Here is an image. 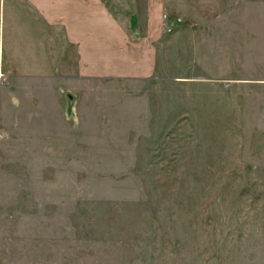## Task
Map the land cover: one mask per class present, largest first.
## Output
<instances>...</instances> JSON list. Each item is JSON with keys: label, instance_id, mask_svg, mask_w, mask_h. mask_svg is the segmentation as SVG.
I'll return each mask as SVG.
<instances>
[{"label": "rangeland", "instance_id": "374dc122", "mask_svg": "<svg viewBox=\"0 0 264 264\" xmlns=\"http://www.w3.org/2000/svg\"><path fill=\"white\" fill-rule=\"evenodd\" d=\"M78 4L100 46L56 148L6 151L0 264H264V0Z\"/></svg>", "mask_w": 264, "mask_h": 264}, {"label": "crops", "instance_id": "0c3cea01", "mask_svg": "<svg viewBox=\"0 0 264 264\" xmlns=\"http://www.w3.org/2000/svg\"><path fill=\"white\" fill-rule=\"evenodd\" d=\"M78 1L62 0L65 10L58 14V0H0V59L5 73L0 80V165L7 150L56 148L58 119L66 122L58 94L68 91L66 82L73 78V46L79 47L81 59L83 55L87 59L90 46H100L90 42L88 16L79 15ZM63 69L70 71L69 76L58 75Z\"/></svg>", "mask_w": 264, "mask_h": 264}, {"label": "built area", "instance_id": "2783aa9c", "mask_svg": "<svg viewBox=\"0 0 264 264\" xmlns=\"http://www.w3.org/2000/svg\"><path fill=\"white\" fill-rule=\"evenodd\" d=\"M4 78H5V73L2 67V60L0 59V80H3Z\"/></svg>", "mask_w": 264, "mask_h": 264}]
</instances>
